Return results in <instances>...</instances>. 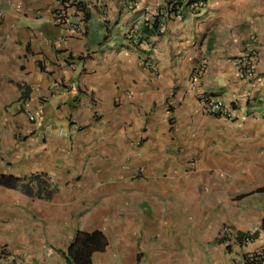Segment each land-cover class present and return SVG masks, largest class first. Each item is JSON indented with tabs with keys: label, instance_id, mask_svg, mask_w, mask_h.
<instances>
[{
	"label": "crops",
	"instance_id": "obj_1",
	"mask_svg": "<svg viewBox=\"0 0 264 264\" xmlns=\"http://www.w3.org/2000/svg\"><path fill=\"white\" fill-rule=\"evenodd\" d=\"M126 2L0 0V174L24 180L0 187V264H65L77 231L113 264H245L264 244V0L183 7L161 36L143 28L164 0Z\"/></svg>",
	"mask_w": 264,
	"mask_h": 264
},
{
	"label": "built area",
	"instance_id": "obj_2",
	"mask_svg": "<svg viewBox=\"0 0 264 264\" xmlns=\"http://www.w3.org/2000/svg\"><path fill=\"white\" fill-rule=\"evenodd\" d=\"M137 0H127L125 3V8L127 10H131L135 5ZM164 5L158 8L152 15L153 17H159L164 23H162L160 32L164 31L166 21L171 17H178L177 14H169L170 8L176 6L178 3L177 9L181 10L183 7L191 10L193 12H198L202 8H204L211 0H164ZM60 3L63 8H75L77 4H84V0H60ZM170 7V8H168ZM179 12V11H178ZM63 18V15H60ZM2 18V14L0 12V19ZM127 41L136 45L138 42V36L133 32L130 31L127 34ZM254 60H255V53L252 50H246L242 52L239 58L236 60V66L238 69L250 75L254 68ZM149 68L152 71V65L149 64ZM199 106L200 112L202 115L212 118H219L227 121H231L233 119V111L232 109L227 106L222 100L211 98L209 96H200L199 97ZM28 122H33L34 117L28 116ZM135 146H139V142H134ZM193 164V162H192ZM49 181H52V178H48ZM222 237L226 238H236L237 234L230 226H224L221 230ZM253 235L246 234L241 236V240L244 244H248L252 241ZM245 264H264V244L253 250L252 252L246 255L244 260Z\"/></svg>",
	"mask_w": 264,
	"mask_h": 264
},
{
	"label": "trees",
	"instance_id": "obj_3",
	"mask_svg": "<svg viewBox=\"0 0 264 264\" xmlns=\"http://www.w3.org/2000/svg\"><path fill=\"white\" fill-rule=\"evenodd\" d=\"M178 5H180V3L174 7H168L170 8L169 14L179 13L180 10L177 9ZM75 9L84 13V4H77ZM162 23L164 22L159 17H153V20L148 22V27L143 28V31L147 36H161L162 32H160V28ZM22 181L24 180L14 176L0 174V187L4 189L15 190ZM257 192L264 193V187L259 188ZM238 242L242 243L240 240H238ZM106 246L107 240L102 232L98 230L92 231L91 233L77 231L66 252L62 253V257L65 264H92L93 255L104 252ZM245 258L246 255L243 257V260H245Z\"/></svg>",
	"mask_w": 264,
	"mask_h": 264
},
{
	"label": "rangeland",
	"instance_id": "obj_4",
	"mask_svg": "<svg viewBox=\"0 0 264 264\" xmlns=\"http://www.w3.org/2000/svg\"><path fill=\"white\" fill-rule=\"evenodd\" d=\"M221 122L224 123V125H225L223 127L220 126V127H222L221 129H223V132L228 131L229 128H231L230 131H234L233 129L235 128V126L231 125V123H232L231 121H227V120L222 119ZM229 136H231V135H229ZM244 190H247V188H244ZM231 191L232 192L229 193V196L234 197L237 192L241 191V188H232ZM260 205L264 206V203L260 202ZM249 223L250 224L253 223L254 226L258 229L264 228V215L261 214L259 216H256L254 219H250ZM254 240H255V238L253 237L252 241L250 243H252ZM250 243H248V244H250ZM109 253H111V252H109ZM108 256H109V254H107V253L99 254L97 257L93 258L94 264H113V261H111ZM98 258H100V260H97Z\"/></svg>",
	"mask_w": 264,
	"mask_h": 264
}]
</instances>
